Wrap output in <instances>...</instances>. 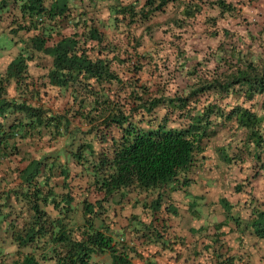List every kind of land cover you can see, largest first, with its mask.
Here are the masks:
<instances>
[{"label":"trees","instance_id":"1","mask_svg":"<svg viewBox=\"0 0 264 264\" xmlns=\"http://www.w3.org/2000/svg\"><path fill=\"white\" fill-rule=\"evenodd\" d=\"M169 6L179 17L156 36ZM243 6L0 0V40L12 42L0 43V233L14 249L5 259L0 248V264H94L103 255L132 264L155 247L180 245L169 235V219L182 215L170 194L184 191L192 170H220L202 165L220 134L229 137L217 149L226 169L244 154L259 164L253 178L264 172V62L254 55L264 31L239 17ZM101 7L109 26L97 17ZM233 16V30L219 28ZM198 21L210 39L199 56L189 45ZM38 57L49 61L41 85L29 74ZM251 182L233 187L244 195L241 210L244 201L251 208L247 219L234 217L226 198L215 203L224 220L264 242V202ZM224 227L213 226L215 239ZM223 245L216 262L236 264L232 255L221 261Z\"/></svg>","mask_w":264,"mask_h":264},{"label":"crops","instance_id":"2","mask_svg":"<svg viewBox=\"0 0 264 264\" xmlns=\"http://www.w3.org/2000/svg\"><path fill=\"white\" fill-rule=\"evenodd\" d=\"M243 1L246 6H243L240 12L238 11L239 15H241L242 18H251L253 21L256 19L257 24H259L257 26L260 30L264 31V0L253 1L250 4L248 0ZM247 5L251 6V10L248 9ZM179 13L180 9L176 10L169 6L165 13L157 16L156 20L158 18L163 19L165 14H169L167 17L171 18L175 15L179 17ZM233 18L234 16L228 17L226 21L227 27L232 28ZM259 20L261 23H258ZM167 23L168 22L163 24ZM193 30L196 34L197 30L195 27H193ZM194 38L195 36H193L192 39ZM3 70L2 65L0 67V73ZM13 87L14 86L9 88L8 94L10 97H17ZM214 141L215 140L211 141V145L207 150L206 154L208 158L205 160L204 164H202V161L200 163L206 167L223 168L227 174L225 176L232 178L231 184L233 186L231 194L234 195L235 201H227L236 206L233 211L234 217L247 219L251 214V208L249 204H247V201H244L245 209L241 210L239 201L244 198V195L235 193L233 187L243 184L247 179L249 181L251 180L250 192L253 198L264 202V192L260 197L255 195V184L259 180L264 182V172L260 171V173H258L259 175L253 178L255 171H257L256 167L259 166V164L255 162L252 164L244 154L235 155V159L238 161V163L235 164V167L237 166L236 168L226 169L224 167L226 165L221 163L217 156V149L220 148V145L213 144ZM230 146L231 145H229V147ZM234 147L235 146L230 147L229 150L231 153H236L237 150ZM204 173L205 169L202 172H200V169L198 171L192 170L189 173L190 182L183 187L184 191L170 194V198L173 199L175 204L181 206L182 215L169 219V235L171 239H178L180 245H172L169 248L164 246L159 249L155 247L154 250L146 252L143 257H132V264H218L215 254L219 252V246L222 244H224V250H221L223 254L221 261L232 255L235 257L236 264H264V242L251 235L249 229L245 230L242 226L238 229L233 221L224 220L221 213L219 217V206L216 207V203H211L205 194L196 192L201 186V183L209 189L210 186L213 187L221 181V179L216 178L221 176L217 175L216 172L210 173V176ZM169 188H171V186H169ZM207 193L209 194L208 191ZM194 201L198 202V206L190 207L189 204ZM195 210H197L199 214L195 213ZM217 223H223L226 227L220 231L223 232V234L215 239L214 233L216 231L213 226ZM5 238L6 236L0 233V248L2 249V255H5L3 257L7 259L12 255L14 249L8 246L7 239ZM215 240L220 241L218 244H214ZM109 262L108 255H103L94 259V264H109Z\"/></svg>","mask_w":264,"mask_h":264},{"label":"rangeland","instance_id":"3","mask_svg":"<svg viewBox=\"0 0 264 264\" xmlns=\"http://www.w3.org/2000/svg\"><path fill=\"white\" fill-rule=\"evenodd\" d=\"M96 14L100 20H104V21L106 20L107 21L108 13H107V10L105 9V7L99 8ZM168 15L169 14H165L163 19L158 18L156 20V22L159 25H161V29L155 30L156 36H162L164 38V30H165L164 27H166V24H163V23L168 22L169 18H171V17H167ZM239 17H241V15H239ZM108 24H109V21H107V25ZM233 24H234V22H233ZM193 27H195L197 32L195 34V38L192 39L193 38L192 37L190 39L189 45H191V46L195 45L196 48L199 49V51H198V53H199L198 56H199V55L204 53V49L206 48V46H208L206 44L208 43V41H210V39L206 36V33H204L206 30L203 28L200 21H198L197 23L195 22ZM3 28H4V25H1L0 29L2 30ZM103 28L108 29V27H101L100 26L101 30H103ZM219 28H230V27L226 26V21H222L219 23ZM230 30H233V25H232V28H230ZM64 32L67 33L69 31L64 30ZM139 32H140V30H139ZM241 32L242 31H240L239 34ZM0 43H2L3 46L8 47V48L12 46V42L10 41V38L7 35L2 36ZM263 44H264V42H263ZM192 48H194V47H192ZM254 55L258 56V58L261 59L262 62H264V48L261 51H258L257 53H255ZM48 67H49V61L44 57H38L36 59V61L30 65L29 74L36 84L41 85V84H43V82H45L46 69ZM207 67L212 68V65L209 64V65H207ZM52 94L53 93L51 91L49 93V95L47 97H45V101L48 102L49 106L52 105V102L50 100V96H52ZM62 101H63V99H61L59 102H62ZM56 104H58V102L54 103V105H56ZM226 139H229V137L227 135L220 134L214 139L215 141L213 144L222 145ZM195 171H197V170L195 169ZM217 175H221L220 177L219 176L216 177L217 179H221V181L218 184H216L213 187L210 186L209 189H207L205 187V185H202L203 183H201V186L196 190V192H198V193L201 192V193L205 194L207 196V198L211 201V203H215L221 197L226 198L229 202L235 201L234 195L231 194L232 193V186H233L231 184L232 178H230L229 176H225L227 174H226V171L223 170V168L217 172ZM255 186H256L255 195L257 197H260L262 195V193L264 192V182L259 180L255 184ZM207 191L209 192V194L207 193Z\"/></svg>","mask_w":264,"mask_h":264}]
</instances>
